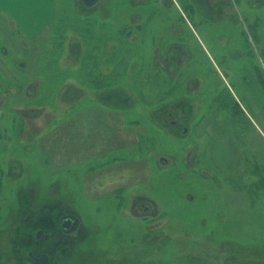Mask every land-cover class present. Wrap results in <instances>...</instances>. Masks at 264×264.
<instances>
[{
    "label": "rangeland",
    "instance_id": "obj_1",
    "mask_svg": "<svg viewBox=\"0 0 264 264\" xmlns=\"http://www.w3.org/2000/svg\"><path fill=\"white\" fill-rule=\"evenodd\" d=\"M55 5L48 112L0 141V264H264V0Z\"/></svg>",
    "mask_w": 264,
    "mask_h": 264
},
{
    "label": "crops",
    "instance_id": "obj_2",
    "mask_svg": "<svg viewBox=\"0 0 264 264\" xmlns=\"http://www.w3.org/2000/svg\"><path fill=\"white\" fill-rule=\"evenodd\" d=\"M55 16V0H0V61L2 58L10 57L12 53L13 58H18L11 65L7 64L8 67L2 63L3 61L0 62L2 63L0 65V141L2 142L14 141L16 132L21 131L18 130L21 125L16 121L20 110H24L26 117L37 112L41 115L48 112L46 105L41 103L34 105L28 103V100L33 95L35 99H46L42 91L43 86L39 85L37 91L32 86L43 83L48 65L64 60L47 59L48 51L58 50V48L53 49V45L48 42ZM21 53L26 55V60L21 59ZM24 85H26L25 91L23 89L26 101L19 107L20 104L11 103L10 99L14 96L16 87ZM72 90L73 88L70 90L71 93ZM76 93L78 94L77 91ZM58 95L61 94H56L52 99L56 100ZM30 124L28 122L23 124L22 131L24 129L22 127L27 130ZM56 130L60 131L62 137L63 132L67 134L69 129L61 123L56 126ZM61 144L59 143V148ZM61 155L63 158V152Z\"/></svg>",
    "mask_w": 264,
    "mask_h": 264
},
{
    "label": "water",
    "instance_id": "obj_3",
    "mask_svg": "<svg viewBox=\"0 0 264 264\" xmlns=\"http://www.w3.org/2000/svg\"><path fill=\"white\" fill-rule=\"evenodd\" d=\"M100 0H82L83 4L86 7H92L96 5ZM63 231L67 234L73 233L79 229L81 224V219L79 216L75 214H64L61 217ZM42 230L39 231L38 236L42 234ZM46 237L48 238L49 235L47 234ZM30 256L33 258L32 264H50L49 257L47 254H42L40 256L34 255L32 252Z\"/></svg>",
    "mask_w": 264,
    "mask_h": 264
},
{
    "label": "flooded vegetation",
    "instance_id": "obj_4",
    "mask_svg": "<svg viewBox=\"0 0 264 264\" xmlns=\"http://www.w3.org/2000/svg\"><path fill=\"white\" fill-rule=\"evenodd\" d=\"M68 214H71V213H68ZM62 217V216H61ZM61 217H60V221H61ZM61 226H62V221H61ZM40 231V230H39ZM39 231L36 233V239L37 240H40V239H42V234L40 235V236H38V233H39ZM43 231V230H42ZM62 231H63V226H62ZM64 232V231H63ZM65 233V232H64ZM65 234H67V233H65ZM71 234V233H70ZM47 235V234H46ZM46 235L43 237V240H45V242L46 243H51V242H49V240H50V238H51V234H48L49 235V237L47 238L46 237ZM50 248H51V245H48ZM49 247H47L46 249L45 248H43V249H41V250H37V249H30V250H28V255L30 256V253L32 252L34 255H37V256H40V255H42V254H47L48 255V257H49V263L51 264L52 263V258H51V254H50V251H49ZM30 258H31V264H32V262H33V258L30 256Z\"/></svg>",
    "mask_w": 264,
    "mask_h": 264
}]
</instances>
